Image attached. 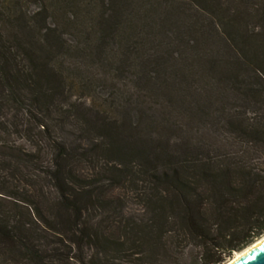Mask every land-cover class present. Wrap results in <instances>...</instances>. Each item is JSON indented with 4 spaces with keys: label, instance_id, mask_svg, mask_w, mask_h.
I'll return each mask as SVG.
<instances>
[{
    "label": "trees",
    "instance_id": "16d2710c",
    "mask_svg": "<svg viewBox=\"0 0 264 264\" xmlns=\"http://www.w3.org/2000/svg\"><path fill=\"white\" fill-rule=\"evenodd\" d=\"M0 138V163L53 188L0 204L11 262L226 264L264 235V0H0ZM101 155L109 181L78 168ZM121 179L146 184V216L114 235L97 213Z\"/></svg>",
    "mask_w": 264,
    "mask_h": 264
},
{
    "label": "rangeland",
    "instance_id": "374dc122",
    "mask_svg": "<svg viewBox=\"0 0 264 264\" xmlns=\"http://www.w3.org/2000/svg\"><path fill=\"white\" fill-rule=\"evenodd\" d=\"M258 4L260 5L261 2ZM72 77L75 78V76L73 75ZM72 77L71 80H73ZM119 86H121V84H119ZM128 86L130 87L131 84L130 85L128 84L125 88L128 89L129 88ZM56 131L58 136L63 137L64 139L66 138L69 144L78 146L79 148L87 146V142L84 138L79 139L81 137L79 136L80 132L78 128L75 127L74 125H67L66 127H58L56 128ZM217 134L218 133L206 132L204 131V129H202L201 131L198 132V134H196L195 139H198L200 141H205L206 143L208 142L210 147H215L219 145L218 139H220L217 138L219 137V134L218 135ZM7 140L10 144H14L15 146L22 145L27 149H30L33 143L30 140L24 139V137L17 135H12L10 137H7ZM172 141H177V140L172 139ZM92 161L93 160L91 158H88L79 163L78 168L80 169L83 175L87 176L86 173L89 174L97 173V172L103 173V169H104L103 177L106 178L107 181H109L111 177H114V175L118 174L119 172L118 171L119 166L117 165V163H121V161L115 157H110V155H103V156L101 155L97 163ZM105 163H108V165L105 166ZM31 170L32 168L25 169L22 166L20 167V169H14L8 167V165L6 164L3 165L2 163H0V204L2 206L12 208L15 211H22L27 207V205L28 206L34 205L33 199L35 198L37 199L36 196L41 195L38 194L40 193L39 192L40 189H42V191L46 193L45 195L51 193L49 191L53 192V188L50 186L49 183H46L45 181H40L39 179L38 182L37 181L35 182V180L37 179L35 177V174L33 175L35 171L32 172ZM116 185L117 186L113 188L114 189L112 193L113 200L109 202L110 203L109 208L102 209L100 212H98L97 219L100 220V218L104 216L114 218L116 220L114 223L115 226L111 229V231L114 235H119L121 232L118 229L119 224L121 225L125 222L131 221L133 218H141V217L145 218L146 210L144 206L145 204L143 203L142 200H143V194L146 191L145 188L146 184L140 183L136 185L134 183L121 179L117 182ZM24 201H27L28 204H26ZM39 236H41L42 240H45L46 238L49 239L50 241L49 246L46 249H50L58 245L54 242V241H58L54 236L49 235L48 237H46L47 234L42 230H40ZM59 250L63 252L67 251V249L63 247L59 248ZM78 253L79 255L82 254L83 256H85L86 261H89L90 254L92 252L86 246H82V248ZM187 253L188 251H186V254ZM186 254L184 259H187V261H189V257H187ZM11 261L12 260L6 259L5 256L0 254V264H18L15 263L14 261L13 262ZM59 264H83V263L79 261L77 262V260H70L69 262L61 261Z\"/></svg>",
    "mask_w": 264,
    "mask_h": 264
},
{
    "label": "water",
    "instance_id": "95a60500",
    "mask_svg": "<svg viewBox=\"0 0 264 264\" xmlns=\"http://www.w3.org/2000/svg\"><path fill=\"white\" fill-rule=\"evenodd\" d=\"M231 264H264V241Z\"/></svg>",
    "mask_w": 264,
    "mask_h": 264
},
{
    "label": "bare ground",
    "instance_id": "6f19581e",
    "mask_svg": "<svg viewBox=\"0 0 264 264\" xmlns=\"http://www.w3.org/2000/svg\"><path fill=\"white\" fill-rule=\"evenodd\" d=\"M262 241H264V236H262L261 238H259L258 240H256L254 243H252L251 245H249L248 247H246L245 249L236 252L235 255L233 256V258L231 260H229L226 264H231L232 262H234L236 259L240 258L241 256H243L245 253L249 252L251 249H253L254 247H256L259 243H261Z\"/></svg>",
    "mask_w": 264,
    "mask_h": 264
}]
</instances>
